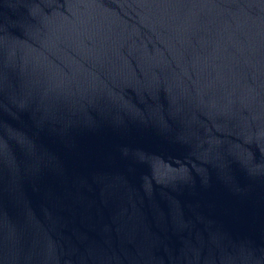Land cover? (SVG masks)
Wrapping results in <instances>:
<instances>
[{
	"label": "water",
	"instance_id": "obj_1",
	"mask_svg": "<svg viewBox=\"0 0 264 264\" xmlns=\"http://www.w3.org/2000/svg\"><path fill=\"white\" fill-rule=\"evenodd\" d=\"M0 264H264V0H0Z\"/></svg>",
	"mask_w": 264,
	"mask_h": 264
}]
</instances>
